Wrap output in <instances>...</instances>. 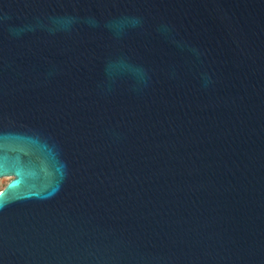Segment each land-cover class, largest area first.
I'll return each instance as SVG.
<instances>
[{"label": "water", "instance_id": "obj_1", "mask_svg": "<svg viewBox=\"0 0 264 264\" xmlns=\"http://www.w3.org/2000/svg\"><path fill=\"white\" fill-rule=\"evenodd\" d=\"M3 177L0 264H264V0H0Z\"/></svg>", "mask_w": 264, "mask_h": 264}, {"label": "rangeland", "instance_id": "obj_2", "mask_svg": "<svg viewBox=\"0 0 264 264\" xmlns=\"http://www.w3.org/2000/svg\"><path fill=\"white\" fill-rule=\"evenodd\" d=\"M10 179H11L10 177H3L0 179V190L3 189L8 184Z\"/></svg>", "mask_w": 264, "mask_h": 264}, {"label": "clouds", "instance_id": "obj_3", "mask_svg": "<svg viewBox=\"0 0 264 264\" xmlns=\"http://www.w3.org/2000/svg\"><path fill=\"white\" fill-rule=\"evenodd\" d=\"M55 23H63L62 21H56Z\"/></svg>", "mask_w": 264, "mask_h": 264}]
</instances>
